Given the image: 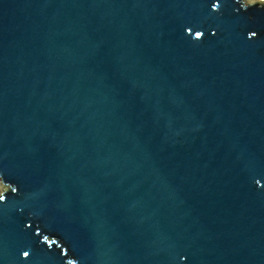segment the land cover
Listing matches in <instances>:
<instances>
[{"label":"water","instance_id":"95a60500","mask_svg":"<svg viewBox=\"0 0 264 264\" xmlns=\"http://www.w3.org/2000/svg\"><path fill=\"white\" fill-rule=\"evenodd\" d=\"M246 1L0 0V264H264Z\"/></svg>","mask_w":264,"mask_h":264},{"label":"rangeland","instance_id":"374dc122","mask_svg":"<svg viewBox=\"0 0 264 264\" xmlns=\"http://www.w3.org/2000/svg\"><path fill=\"white\" fill-rule=\"evenodd\" d=\"M249 1H252V0H249ZM253 1H255V0H253ZM244 2H245L246 4H249L246 0H244ZM2 185H3V180H2V178L0 177V186H2ZM1 190H2L3 192H6V187L1 188ZM2 191H0V194H2Z\"/></svg>","mask_w":264,"mask_h":264},{"label":"snow or ice","instance_id":"6c2138e0","mask_svg":"<svg viewBox=\"0 0 264 264\" xmlns=\"http://www.w3.org/2000/svg\"><path fill=\"white\" fill-rule=\"evenodd\" d=\"M199 35H200V33H197V36H199ZM0 199H2V197H0ZM24 255H25V256H27V255H28V253H27V252H25V253H24Z\"/></svg>","mask_w":264,"mask_h":264}]
</instances>
